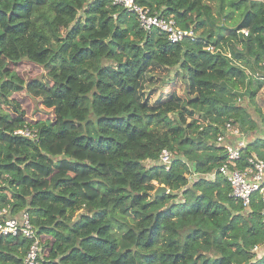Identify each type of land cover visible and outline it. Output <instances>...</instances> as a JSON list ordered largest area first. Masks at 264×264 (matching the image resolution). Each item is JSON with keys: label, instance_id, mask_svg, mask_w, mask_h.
Masks as SVG:
<instances>
[{"label": "trees", "instance_id": "16d2710c", "mask_svg": "<svg viewBox=\"0 0 264 264\" xmlns=\"http://www.w3.org/2000/svg\"><path fill=\"white\" fill-rule=\"evenodd\" d=\"M135 1L194 37L113 0H0L1 202L30 213L40 264H264L263 204L231 196L217 142L258 128L241 102L264 89V0ZM261 137L244 158L264 159ZM30 243L0 235V264Z\"/></svg>", "mask_w": 264, "mask_h": 264}, {"label": "built area", "instance_id": "2783aa9c", "mask_svg": "<svg viewBox=\"0 0 264 264\" xmlns=\"http://www.w3.org/2000/svg\"><path fill=\"white\" fill-rule=\"evenodd\" d=\"M113 3L135 13L143 30L160 29L172 43H178L185 38L194 37L192 30L181 29L174 18L160 14L153 15L148 9L136 3L135 0H113ZM244 32L248 34L247 30ZM14 134L32 138L36 137V131L28 128L16 130ZM217 142L226 154V161L218 171L230 184L231 196L248 210L253 197L258 195L263 204L261 215L264 222V159L257 156L256 153H252L249 157L244 158L246 148L250 143L248 135L232 122L225 124L222 132L217 137ZM244 159L245 162H242ZM172 161L173 155L171 152L163 150L160 155L161 164L169 169ZM210 176L213 177L214 173ZM2 187L3 183L0 180V235L5 237L11 235L22 236L29 240L31 243L21 264H40L43 257V249L37 235V229L31 220V215L26 210L12 214L11 206L9 204L3 205L1 202ZM259 247L256 246L254 252Z\"/></svg>", "mask_w": 264, "mask_h": 264}, {"label": "rangeland", "instance_id": "374dc122", "mask_svg": "<svg viewBox=\"0 0 264 264\" xmlns=\"http://www.w3.org/2000/svg\"><path fill=\"white\" fill-rule=\"evenodd\" d=\"M20 97L23 96V93H19ZM241 105H243L248 112L254 117V119L258 122V128L255 130H251L249 126H247L244 130V133L248 135L249 142L254 141L257 137L264 136V89H261L257 92L253 103H251L247 98H243ZM38 106L41 110H43L42 104L37 102H30V107L27 109V114L32 120H38L43 116V112H38L34 110V107ZM9 108V107H8ZM12 108L10 107L9 110ZM39 109V110H40ZM47 108H45L46 110ZM47 111V110H46ZM262 130V131H261ZM242 131V130H241ZM243 132V131H242ZM253 134V135H251ZM264 138V137H261ZM152 162L147 161L146 165L149 166ZM107 184H110L109 179H104L101 182H95L94 187L103 195H105L109 190L107 189Z\"/></svg>", "mask_w": 264, "mask_h": 264}, {"label": "water", "instance_id": "95a60500", "mask_svg": "<svg viewBox=\"0 0 264 264\" xmlns=\"http://www.w3.org/2000/svg\"><path fill=\"white\" fill-rule=\"evenodd\" d=\"M167 192H168V190H167V188H166L165 186H160V187L157 189L155 195H156V196H159V195H162L163 193H167Z\"/></svg>", "mask_w": 264, "mask_h": 264}]
</instances>
